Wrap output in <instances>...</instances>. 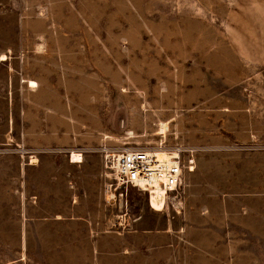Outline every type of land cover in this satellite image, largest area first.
<instances>
[{
  "label": "rangeland",
  "instance_id": "rangeland-1",
  "mask_svg": "<svg viewBox=\"0 0 264 264\" xmlns=\"http://www.w3.org/2000/svg\"><path fill=\"white\" fill-rule=\"evenodd\" d=\"M22 17L34 24L17 25ZM22 33L45 40L17 41ZM34 50L45 63L41 82L61 88L50 93L62 102L54 96L41 115L69 130L82 160L103 164L107 147L164 142L194 150L196 161L213 150L210 167L224 188L264 176V0H0V54ZM19 150L21 163H39L33 146ZM112 184L105 204L116 231L142 213L168 219L145 193ZM27 204L33 249L0 250V264H54L37 248L38 201Z\"/></svg>",
  "mask_w": 264,
  "mask_h": 264
},
{
  "label": "crops",
  "instance_id": "crops-1",
  "mask_svg": "<svg viewBox=\"0 0 264 264\" xmlns=\"http://www.w3.org/2000/svg\"><path fill=\"white\" fill-rule=\"evenodd\" d=\"M33 24L24 17L17 21ZM41 38L22 33L16 40ZM41 65V50L0 54V250L33 249L23 214L36 198L37 248L54 264H84L80 251L88 264H264V176L224 188L210 167L211 149L200 153L193 171H184L181 202L164 212L168 219L142 213L116 231L105 204L111 176L104 163L91 155L73 161L77 148L69 130L46 125L51 119L41 115V105L55 103L54 96L62 102L50 93L60 87L41 82ZM29 146L38 150L36 166L20 161L19 147Z\"/></svg>",
  "mask_w": 264,
  "mask_h": 264
},
{
  "label": "built area",
  "instance_id": "built-area-1",
  "mask_svg": "<svg viewBox=\"0 0 264 264\" xmlns=\"http://www.w3.org/2000/svg\"><path fill=\"white\" fill-rule=\"evenodd\" d=\"M158 149L167 152L161 157L154 151L143 148H105L104 166L113 181L115 190L135 188L148 196L149 207L166 212L180 204V188L184 171L195 169L194 150L185 147L169 149L160 142ZM153 195H159L152 203Z\"/></svg>",
  "mask_w": 264,
  "mask_h": 264
},
{
  "label": "bare ground",
  "instance_id": "bare-ground-1",
  "mask_svg": "<svg viewBox=\"0 0 264 264\" xmlns=\"http://www.w3.org/2000/svg\"><path fill=\"white\" fill-rule=\"evenodd\" d=\"M32 84H35V82H32ZM161 126H162L161 133H164V131L166 130V124L162 123ZM149 150L156 152L161 157H166L168 155L166 151L161 150V149H158V148L149 149ZM72 158H73V161L78 162V163L83 161L82 160V154H80V153H74ZM158 196L159 195H156V196L153 195V197H152V203H153V205H156L155 200H157V197Z\"/></svg>",
  "mask_w": 264,
  "mask_h": 264
}]
</instances>
